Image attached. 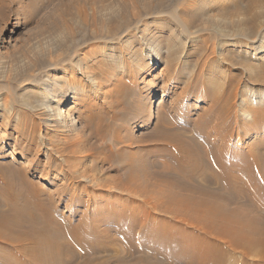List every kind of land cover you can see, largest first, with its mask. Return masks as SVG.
I'll use <instances>...</instances> for the list:
<instances>
[{"label": "rangeland", "instance_id": "obj_1", "mask_svg": "<svg viewBox=\"0 0 264 264\" xmlns=\"http://www.w3.org/2000/svg\"><path fill=\"white\" fill-rule=\"evenodd\" d=\"M67 82L82 85L86 100L104 105L109 115L117 103L112 127L121 138L112 146L107 138L87 134L71 156L72 167L58 158L52 163L54 182L42 190L65 188L62 197L52 196L58 204L55 215L77 219L82 213H105L109 203V209L128 204L138 221L147 218L146 226L156 227L158 222L151 221L178 209L179 198L191 203L205 196L197 188L202 179L186 173L192 164L187 153L181 152L183 162L178 163L181 154L158 146L157 127L179 130L187 144L195 137L201 144L197 155L214 167L222 166L216 156L226 155L223 145L244 155L254 147L264 149V113H256L264 111V0H0V122L6 108L16 115L14 125L29 118L36 122L32 156L42 165L46 155L36 156L34 150L44 117L31 108L48 102L47 93L61 95V107L71 106L64 104L61 93L68 91ZM118 92L123 98L116 100L111 94ZM153 98L157 102L149 108ZM40 148L44 152L47 147ZM7 160L11 158L0 156V163ZM126 164L136 167L131 184L123 183ZM69 178L74 180L66 184ZM240 205L248 217L264 220L251 202L228 203L229 208ZM163 216L174 221L172 213ZM108 217L103 223L116 234L118 217ZM165 222L161 224L170 227ZM181 230L175 235L192 246H215L186 252L156 246L165 259L161 264H191L192 255L195 261L214 256L216 264H264L262 245L249 251L232 246L227 234H204L201 227L188 224ZM147 238L133 242L152 245L154 240ZM111 247L127 250L121 241Z\"/></svg>", "mask_w": 264, "mask_h": 264}, {"label": "bare ground", "instance_id": "obj_2", "mask_svg": "<svg viewBox=\"0 0 264 264\" xmlns=\"http://www.w3.org/2000/svg\"><path fill=\"white\" fill-rule=\"evenodd\" d=\"M67 84L68 91L61 93L64 95V104L72 102L71 106L61 107L59 99L61 95L57 98L47 93L48 102L37 106L36 109L31 108L37 115L44 117L42 136L37 140V151L34 150L36 156L40 152L46 155L47 159L43 165L32 156L36 122L29 118L25 123L22 121L23 125H14L13 118L16 115L8 108L7 116L0 122V125L3 123L4 126L0 130V156L11 158L0 163V264H161L165 259L163 254L158 253L157 247L165 251L167 244L179 247V252L183 249L186 252L195 247L207 250L215 246L206 243L192 246L184 242L179 235H175L177 233H174L182 232L181 226L184 224L191 227L199 226L204 234L216 235L218 232L227 234L230 236L232 246L241 245L247 247V250L254 245L264 247V220L248 217V211L241 205L237 208L228 207L230 201L246 200L264 213V149L254 147L256 149L251 150L250 154L244 155L239 150L233 151L234 149L228 145H223L226 150L228 149L227 153L224 151L226 155L216 156V160L222 166L205 165L203 159L197 155L201 144L195 137L193 140L196 144L193 140V144H187L181 139L179 130L174 128L171 130L164 125L156 129L158 146L173 148L181 154L178 155L180 156L177 158L178 163L183 162L181 152L187 153L189 157L185 158L192 164L186 173L193 174L195 179H202L197 188L204 193V197L191 203H188L189 199L186 197L179 198V208L162 212V216L151 221L158 222L153 228L146 226L150 219L144 218L145 222L138 221L134 212L129 210L128 204L125 206L122 204V208L109 209L111 206L109 203L105 206L107 212L102 213L99 210L96 214L82 213L77 219L70 215H55L58 204L54 202L52 196L56 194L57 197H62L65 188H51L48 193L52 195L44 193L42 189L48 183L54 182L51 169L53 164L58 162L56 160L59 159L66 166H71V156L76 154L78 144L80 146L87 134H92L98 139L107 138L112 146H117L121 138L119 132L112 127L118 119L115 110L117 103L111 109L113 111L110 116L104 105L86 100L81 92L82 85L74 86L69 82ZM111 96H115L116 100L123 98L119 92ZM156 102L154 98L151 99L148 107L152 108ZM256 113L257 116H263L264 111L256 110ZM40 147L47 148L42 152ZM18 159L20 160L17 163L15 160ZM135 169L136 167L130 164L123 166L122 171L125 175L123 183L131 184L135 181L137 176L134 174ZM249 172L252 173L244 180L242 176ZM79 179L89 180L90 177L80 176ZM73 180L67 179L66 184H71ZM169 213H172L171 219L174 220L172 222H167L166 216H163ZM107 214L118 217L116 222L114 221L116 226L113 225L116 227V234L111 233L110 224L103 223L109 218ZM240 217H243L244 221H240ZM164 220L165 223H171L170 227L161 224ZM239 232L242 236L238 235ZM148 235L154 240V244L150 245L148 240H144L143 246L139 247L133 242L134 238H141L142 241L144 238L148 239ZM162 239L165 244L159 242ZM119 241L125 243L126 252L111 247ZM197 256L200 257L199 254ZM192 257L191 264L217 263L216 258L210 255L200 257L199 261H195L196 255ZM260 257L263 258L264 253Z\"/></svg>", "mask_w": 264, "mask_h": 264}]
</instances>
